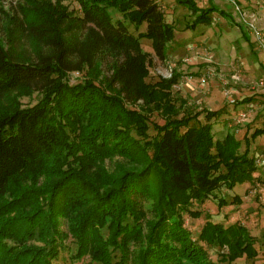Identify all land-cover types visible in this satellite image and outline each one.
<instances>
[{"label": "trees", "instance_id": "obj_1", "mask_svg": "<svg viewBox=\"0 0 264 264\" xmlns=\"http://www.w3.org/2000/svg\"><path fill=\"white\" fill-rule=\"evenodd\" d=\"M75 1L78 12L40 0L0 7V103L16 94L43 95L27 109L0 105V264H52L68 237L58 231L57 215L69 221L74 259L128 264L127 243L141 240L137 223L146 201L158 220L133 264H218L201 243L229 248L222 258L228 264L256 258L253 238L238 224L208 220L196 240L184 227L183 212L199 216L189 210L192 202L203 204L221 185L231 190L250 181L255 166L248 150L238 154L234 136L214 140L209 121L220 112L177 119L164 90L178 76L144 82L148 56L109 9L136 29L145 24L139 37L150 39L155 57L165 61L174 29L159 5ZM177 4L195 15L193 29L209 26L217 11L199 10L193 0ZM71 73L84 80L70 85ZM161 104L164 124L149 140V118ZM201 115L208 123L190 126ZM30 240L43 247L29 246ZM115 253L120 258L113 262Z\"/></svg>", "mask_w": 264, "mask_h": 264}, {"label": "rangeland", "instance_id": "obj_2", "mask_svg": "<svg viewBox=\"0 0 264 264\" xmlns=\"http://www.w3.org/2000/svg\"><path fill=\"white\" fill-rule=\"evenodd\" d=\"M18 0H0V7L5 10ZM51 4H59L68 11L78 12L75 0H40ZM164 15V20L174 29V39L167 45L165 61H159L153 52V44L145 36L142 24L138 29L130 24L129 18L117 10L110 8L113 21L125 24L129 32L139 39L141 50L147 54L145 68L148 76L146 84L154 85L161 78L170 79L178 76L177 84L164 92L169 94V101L177 119L184 115H194L202 110L220 112L209 123L212 126L214 140H223L229 134L239 142L238 154L248 150V157L253 158L255 171L248 182L235 185L231 190L221 185L203 204L192 202L189 210L198 212V217L182 213L184 227L196 240L202 227L209 220L213 224L228 227L238 224L248 231L253 238V247L257 257L247 259L245 256L234 260L233 264H264V0H193L199 10L210 6L216 12L210 15L211 24L191 27L195 15L177 0H153ZM69 84L76 85L84 80L83 74L71 73ZM43 98L42 94H16L0 103L8 107L14 105L21 109L31 108ZM166 106L161 104L148 122V139L156 135L155 126H162L164 118L161 114ZM208 123L204 115L190 126H201ZM255 131L263 133L252 136ZM108 163V162H106ZM221 172L225 170L221 168ZM152 203L146 201L140 206L138 228L141 240L138 243L129 241L127 250L133 264L134 256L142 251L152 227L158 220L149 208ZM30 210L29 208L26 209ZM43 212L48 215V209ZM55 224L68 237L65 248L59 251L52 264H97L89 255L74 259L77 247L69 233V221L57 215ZM129 224H132L131 220ZM104 237L108 236L105 228L101 229ZM10 240V239H9ZM11 241H8L11 244ZM29 246L43 247L37 240L28 241ZM209 260L218 264H228L229 248L218 245L202 244ZM136 257V256H135ZM119 253H115L113 262L118 261Z\"/></svg>", "mask_w": 264, "mask_h": 264}]
</instances>
